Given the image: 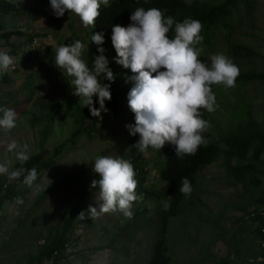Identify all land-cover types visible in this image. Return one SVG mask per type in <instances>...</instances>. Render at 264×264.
Listing matches in <instances>:
<instances>
[{
	"label": "rangeland",
	"instance_id": "obj_1",
	"mask_svg": "<svg viewBox=\"0 0 264 264\" xmlns=\"http://www.w3.org/2000/svg\"><path fill=\"white\" fill-rule=\"evenodd\" d=\"M7 1L16 11L0 14V51L11 55L13 64L5 77V71L0 72V107L15 111L16 126L11 130L0 128V166L6 169L0 173V181H3L0 194L13 185V189L24 191V195L19 197L22 203L12 196L1 202L0 264H33L37 262L34 257L38 255V249L46 239L53 238L56 228L63 224V212L71 208H67L70 195L82 186L85 178L95 174L92 167L97 156L128 161L140 157L138 167L143 166L145 186L152 191L163 185L159 170L166 159L160 151L151 148L147 153L130 148L135 143L126 127L134 124V114L127 105V90L131 83L125 82L122 67L113 59L116 53L110 38L106 39L105 49L111 56L110 68L116 79L114 82L104 79V83H110L115 105L103 115L99 132H93L91 136L87 132L79 134L68 141L73 128L69 120L74 117L73 108L81 102L72 95L71 77L54 64L55 50L79 40L85 45L82 58L86 61L94 28L84 27L72 12L66 11L57 18L49 0ZM232 20L228 30L218 29L210 42L202 41L198 46L202 49L200 59L210 63L212 54L223 53L239 69L258 66L261 62L258 55H264V0H253V9L249 13L242 8ZM9 31L18 32L6 38L4 33ZM230 42L248 45L257 55L252 60L246 56L236 57L230 50ZM22 53H30L27 61L23 60ZM62 90L67 92L69 101L59 99ZM213 92L219 107L208 113L211 136L207 141L216 142L220 153L214 162L198 172L195 186L180 213L168 220L169 264H249L251 261L264 264L258 259L264 254L259 250L258 224L254 221L258 213H264V148L260 159L256 160L252 155L257 146L253 143L244 158L229 160L233 165L252 164L249 171L243 173L242 181L228 172L224 153L228 148L224 139L234 133L240 118L264 119V84L253 82L228 89L215 85ZM50 95L60 100L63 111L51 124L48 141L40 149V127L37 124L31 126L30 119L41 113V98ZM2 115L0 113V117ZM13 143L16 147L10 150L9 145ZM60 146L56 163L41 171L31 186L12 176L21 171L16 166L17 162L23 161L21 153L29 158L38 148L42 156L48 158ZM98 191L84 195L80 188L75 195L82 198L75 206L74 227L68 232L61 255L55 261L51 256H45L40 264H149L153 244L160 236L162 226L157 212L167 202L149 198L138 207L134 203L131 219L120 212L88 218L89 205L99 209ZM242 206L247 213L242 211ZM81 211L85 212L83 220L78 217ZM252 212L255 216H251ZM124 222H129L125 230L112 241V234Z\"/></svg>",
	"mask_w": 264,
	"mask_h": 264
},
{
	"label": "clouds",
	"instance_id": "obj_2",
	"mask_svg": "<svg viewBox=\"0 0 264 264\" xmlns=\"http://www.w3.org/2000/svg\"><path fill=\"white\" fill-rule=\"evenodd\" d=\"M49 2L57 18L66 11L72 12L86 28H95L101 4L109 5V0ZM165 11L156 7L147 10L137 7L131 12L127 26H112L110 40L116 53L113 57L115 63L132 73L126 76L125 82L132 85L127 93V105L134 114V124L126 127L130 135L138 134L139 139L130 148L140 153H147L149 148L159 152L170 144L174 146L175 156L182 160L185 156L195 155L201 145L208 143L203 133L211 124L202 118L201 110L212 113L219 107L212 86L234 88L240 70L223 53L212 54L210 63L201 60L202 49L197 47L203 41L201 22L192 18L178 22L173 16H165ZM170 31L174 33L171 37L168 35ZM91 42L96 45L98 53L91 67L82 58L85 45L79 40L59 46L55 50L54 64L71 77L72 95L79 98L92 116L100 119L101 112L108 111L105 102L111 100L110 83H102L100 77L114 82L116 74L109 67L106 49L102 46L105 33H93ZM12 64V57L0 51V72L5 71L3 77ZM94 97L99 108L94 107ZM0 113L3 114L0 128L11 130L16 126L13 109L0 107ZM14 147L15 143L9 145L10 150ZM27 158L20 154L21 160ZM92 170L99 179L92 180L90 187L99 190L101 203L99 209L89 205L88 218L116 212L128 219L133 218L134 202L143 199L136 191L138 181L133 164L123 158L97 156ZM5 171L0 166V173ZM16 175L12 173L13 177ZM36 178V170H28L25 183L31 186ZM179 191L190 196L192 188L187 177L181 178ZM17 202L23 201L17 198ZM78 217L85 219V212L81 211Z\"/></svg>",
	"mask_w": 264,
	"mask_h": 264
},
{
	"label": "trees",
	"instance_id": "obj_3",
	"mask_svg": "<svg viewBox=\"0 0 264 264\" xmlns=\"http://www.w3.org/2000/svg\"><path fill=\"white\" fill-rule=\"evenodd\" d=\"M137 7H144L145 10L151 7H156L161 10H166L164 12L165 16H173L178 22H182L185 18L197 19L201 22L203 28L201 35L203 36V41L210 42L211 37H213L218 29L228 30L231 26L230 22H233L232 17L234 14L240 12V9H245L248 13L253 9V0H110L109 5L105 6L101 4L99 9L100 16L95 22L94 33L103 31L105 33V43L102 45L104 48L106 46V39L111 36V28L114 24H120L121 26H127L130 23V15ZM16 11L13 4L7 0H0V14H12ZM18 31H9L4 33L5 37H10L12 34H17ZM20 32V31H19ZM174 33L170 31L168 34L170 37ZM200 45V44H199ZM197 45V47L199 46ZM202 45V43H201ZM230 47L232 53L236 57L246 56L254 58L257 53L250 48L248 45L241 43L230 42ZM96 45L92 42L89 43L87 49L86 63L89 67L92 66L93 59L97 55ZM30 53H22V58L24 61L29 59ZM105 55L109 59V67L111 56L107 52ZM261 57V62L258 66L251 65L247 69H239L240 74L236 79L235 85H245L247 83L258 82L264 84V55H258ZM204 61V60H203ZM205 62V61H204ZM122 72L125 77L130 76L132 73L128 69L122 68ZM101 82L104 83V77H100ZM132 86V85H131ZM129 87L128 91L130 90ZM215 85L212 86L214 90ZM58 98V97H57ZM59 99L69 101V96L65 90L59 92ZM59 99H55L52 95L48 97H42L41 101L43 106L41 108V113L37 115L34 114L30 119V125L37 124L39 129V139L38 147L43 149L46 142L48 141L49 134L51 133V124L58 119V116L63 111V105L60 103ZM94 107L99 108V104L95 103ZM115 105L114 98L111 95V100L105 102V107L109 110ZM202 111V118L209 121L208 112L206 110ZM109 112V111H107ZM107 112H101V117H94L90 114L87 107H83L82 103L75 105L72 114L73 119L70 125L73 127L69 132L68 141H71L79 134L86 133L91 136L93 132H99V124L103 120V115ZM210 122V121H209ZM205 139L207 140L211 136L210 128L203 133ZM139 139L138 134L132 136L131 140L136 142ZM228 148L224 150L227 156L226 164L228 172L236 180L242 181V175L252 167V164L248 163L244 166L233 165L229 163L232 157L244 158L252 147L253 143H257V146L253 148V157L257 160L260 159L262 150L264 148V119L263 120H244L240 118L236 123V129L233 134L226 136L224 139ZM62 147L54 149V153L48 158H44L41 154V150L37 148L35 154L26 160L17 162L16 166L21 169L20 173L15 176L20 182L25 180L28 174V170L35 169L37 175L56 163V156L60 153ZM160 153L165 156V164L159 170V178L163 181V185L156 190H151L145 186V171L143 166H139L140 157L131 159L130 162L133 164L138 181V187L136 189L137 194H142L143 199L134 202L137 207L143 204L147 199L152 198L157 201L167 202V207L165 206L162 210L157 212V217L161 223L160 236L153 244L152 254L149 260V264H169L170 253L169 247L166 239L167 223L169 218L177 216L182 208V204L188 200V196H184L180 193L179 188L181 186V178L187 177L190 181L191 188L195 186L196 177L200 170L206 165L211 164L218 157L220 151L216 142L207 143V145H201L195 155L185 156L182 160L175 156L174 146L166 144ZM94 179H99L98 174H92L91 178H85L82 186L84 195L94 192L97 189H92L90 187L91 181ZM3 181H0V188L2 187ZM13 185H9L6 190L0 194V208L2 206L1 202H4L9 196L11 198H22L24 191L19 189H13ZM89 189H86L88 188ZM77 189L69 197V203L67 208L63 212V224L60 225L59 229L56 228V233L53 238L45 240V243L38 249L37 262L33 264H40L43 257L51 256L53 261L57 260L62 253V248L65 246V242L68 238V232L74 227L73 222L76 216L75 206L79 203V198L75 195L80 190ZM244 213H247L244 206L241 207ZM252 219V218H251ZM254 219V218H253ZM254 221L258 224L256 228V236L258 239H264V235L261 232V228L264 226V215L258 213ZM129 222H124L117 231L112 234V241H115L123 230H125ZM148 223V221H147ZM260 250V248H259ZM262 254H264V249H261ZM253 261L249 264H253ZM264 263V260L260 261ZM216 264H221L217 262Z\"/></svg>",
	"mask_w": 264,
	"mask_h": 264
},
{
	"label": "built area",
	"instance_id": "obj_4",
	"mask_svg": "<svg viewBox=\"0 0 264 264\" xmlns=\"http://www.w3.org/2000/svg\"><path fill=\"white\" fill-rule=\"evenodd\" d=\"M262 215H264V213H261ZM251 216H255V213H251ZM261 232L264 235V226L261 228ZM258 245L260 249H264V239H258ZM259 260H263L264 259V255L263 256H259L258 257Z\"/></svg>",
	"mask_w": 264,
	"mask_h": 264
},
{
	"label": "crops",
	"instance_id": "obj_5",
	"mask_svg": "<svg viewBox=\"0 0 264 264\" xmlns=\"http://www.w3.org/2000/svg\"><path fill=\"white\" fill-rule=\"evenodd\" d=\"M13 50H15V49H13ZM11 56V55H10Z\"/></svg>",
	"mask_w": 264,
	"mask_h": 264
}]
</instances>
